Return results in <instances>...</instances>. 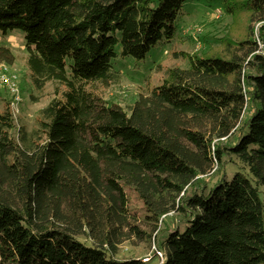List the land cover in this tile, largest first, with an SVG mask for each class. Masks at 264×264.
I'll list each match as a JSON object with an SVG mask.
<instances>
[{
  "label": "trees",
  "instance_id": "trees-1",
  "mask_svg": "<svg viewBox=\"0 0 264 264\" xmlns=\"http://www.w3.org/2000/svg\"><path fill=\"white\" fill-rule=\"evenodd\" d=\"M221 1L233 24L217 47L181 54L189 68H167L128 113L100 92L120 82L116 47L143 60L186 0H0V33L23 34L32 89L52 94L30 131L3 99L0 264H144L119 245L155 243L169 214L187 225L157 244L161 264H264V0ZM224 156L237 171L206 189L198 177Z\"/></svg>",
  "mask_w": 264,
  "mask_h": 264
},
{
  "label": "rangeland",
  "instance_id": "rangeland-1",
  "mask_svg": "<svg viewBox=\"0 0 264 264\" xmlns=\"http://www.w3.org/2000/svg\"><path fill=\"white\" fill-rule=\"evenodd\" d=\"M232 24V18L224 12L221 0H186L177 18V30L173 39L159 41L143 60L136 61L131 57H122L120 46L116 47V57L112 59L111 63L113 69L120 75V82L107 89H100L102 97L106 102L117 104L130 113L129 107L133 106L139 98L146 97L150 89L161 84L164 71L167 68L178 67L187 70L189 64L183 55H202L217 47L219 40L228 32ZM259 27V23L253 24L252 40L256 43L255 54L264 56V34L262 38ZM0 47L9 48L15 58L10 68L17 75L18 92L21 98L16 110V106L15 109L10 107V94L5 89L1 90L0 111L3 107V99L7 100L10 110H14L15 124L24 126L30 131L35 127L39 111L52 98L51 85H47L41 94L32 89L23 61L26 50L21 32L13 31L6 35L0 33ZM249 58L250 56L247 60ZM250 113L251 109L248 106L244 111L242 122L249 117ZM236 136L237 132H234L227 140L222 141L223 145L232 143ZM221 163L214 162L206 176L198 177L201 183L206 185V189L213 185L223 173L230 177L239 166L233 157L224 156ZM190 189H188V193ZM126 192L129 197V209L141 220L143 209L140 202L131 190L127 189ZM140 225L142 226V223ZM186 225L185 221L177 214L166 216L159 224L160 231L155 245L161 244L168 234L167 231L178 229L179 232H182ZM150 251H152V242H142L130 238L119 245L116 258L119 260L136 258L141 261ZM144 264H157V260L154 257Z\"/></svg>",
  "mask_w": 264,
  "mask_h": 264
},
{
  "label": "built area",
  "instance_id": "built-area-1",
  "mask_svg": "<svg viewBox=\"0 0 264 264\" xmlns=\"http://www.w3.org/2000/svg\"><path fill=\"white\" fill-rule=\"evenodd\" d=\"M17 82H18V79H17L16 73H14L11 70L9 65H7L5 63H1L0 64V91L5 89L7 91V93L10 94V96H11L10 107L12 106L15 109V106H16V110H17V106L21 102V98H20V95L18 92ZM13 111L14 110H11L12 115L14 117ZM169 215H171V214H169ZM164 217H162V218H164ZM160 223H161V220H160L159 224ZM154 257L157 260V264H161V262L163 261V254L158 249V247H156L154 241L152 240V251H150L146 257L142 258L141 262L142 263H148Z\"/></svg>",
  "mask_w": 264,
  "mask_h": 264
}]
</instances>
